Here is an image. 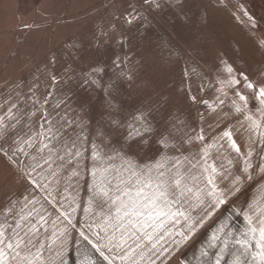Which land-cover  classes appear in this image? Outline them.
<instances>
[{"label":"snow or ice","instance_id":"obj_1","mask_svg":"<svg viewBox=\"0 0 264 264\" xmlns=\"http://www.w3.org/2000/svg\"><path fill=\"white\" fill-rule=\"evenodd\" d=\"M125 5L0 89V264H264V76L237 45L204 71L161 16L158 86L133 41L189 0ZM210 6L264 57V17Z\"/></svg>","mask_w":264,"mask_h":264},{"label":"rangeland","instance_id":"obj_2","mask_svg":"<svg viewBox=\"0 0 264 264\" xmlns=\"http://www.w3.org/2000/svg\"><path fill=\"white\" fill-rule=\"evenodd\" d=\"M257 19L264 17V0H241ZM125 0H0V89L12 81L27 78L35 65L46 56L56 53L63 57L68 42H80L89 37L100 24H107L113 14L124 10ZM264 22V21H262ZM157 19L147 31V36L134 49L146 61V75L158 86L166 81L178 82L183 66L169 65L167 46H161ZM174 43L173 37L168 33ZM264 36V29L261 34ZM110 47V45H109ZM264 76V73L252 78ZM210 92V94H209ZM208 90L205 95L212 96ZM131 100H129V104Z\"/></svg>","mask_w":264,"mask_h":264},{"label":"crops","instance_id":"obj_3","mask_svg":"<svg viewBox=\"0 0 264 264\" xmlns=\"http://www.w3.org/2000/svg\"><path fill=\"white\" fill-rule=\"evenodd\" d=\"M234 2L239 3L241 0H234ZM189 7L191 20L188 23L178 19L172 10L167 8L155 17L159 19L163 16L169 22L171 26L167 29L174 39L173 44L190 54L191 60L199 68L207 71L209 66L216 63L217 51L230 54L233 45H237L241 48L245 59L248 60L251 71L261 73L258 70L264 68V57L254 50L246 29L236 23L226 12L213 10L210 0H195V3L189 0ZM205 10L208 13L206 23L201 19ZM181 65L183 66V62Z\"/></svg>","mask_w":264,"mask_h":264}]
</instances>
